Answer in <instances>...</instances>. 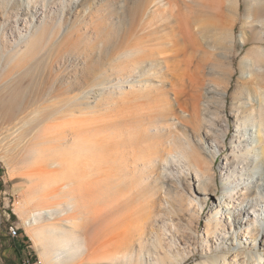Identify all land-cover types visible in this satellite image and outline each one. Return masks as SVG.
Here are the masks:
<instances>
[{
    "label": "rangeland",
    "instance_id": "374dc122",
    "mask_svg": "<svg viewBox=\"0 0 264 264\" xmlns=\"http://www.w3.org/2000/svg\"><path fill=\"white\" fill-rule=\"evenodd\" d=\"M17 1L11 0L7 6L0 0V52L3 63L0 71L1 264H20L18 245L23 237L28 238L29 245L22 250L26 251L33 264H39V261L43 264L40 252L27 234L28 227L23 223L27 215L19 209L15 210L16 203L20 202L28 207L29 215L33 208L25 204L26 190L41 185L46 187L39 194L32 192V195L39 198L36 204L40 209H54L45 222L56 224L58 237L71 221L77 241L80 237L78 227L83 228L92 241L96 231L105 250L112 252L115 245L119 249L121 244H132L135 249L133 255H141V262L149 263L151 254L148 255L146 251L138 253L139 247L149 241L148 237H155L156 234L161 240V251L184 253L189 256L188 264L204 261L220 251H225L228 257L232 255L231 244L238 245L229 238L246 235L244 227L239 231V226L234 223L232 228L236 227V230L227 233L226 229L220 228L209 235L205 226L208 212L219 204L223 190L232 193L234 200L246 196L241 208L243 212L248 210L250 216L243 222L250 223L249 219L254 221L253 209L262 207L259 216L261 222H253L252 225L260 230L257 242H264V236H261L264 234V151L255 131L261 128L260 100L264 107V13L260 18H255L253 14V8L264 6V0H237L239 12L235 17L226 9L229 2L220 0L224 11L220 16V36L227 26L233 28L234 53L230 55L232 69L228 76L230 87L224 113L230 125L227 127L225 121L222 126L218 124L220 119L224 120L223 113L219 119L208 114V120L216 121L212 129L217 133L218 141H221L216 144V149L205 151L207 155L220 151L215 163L210 166V174L216 183L215 187L207 185L206 195L196 194V200L209 198L210 203L214 204L206 201V205L196 213L191 225L196 233L185 230L179 232V236L174 230H157L164 222L160 211L170 204L174 213L172 218L178 228L191 221L188 215L177 211L182 208L183 199L195 197L189 189V186L192 191L193 186L194 189L197 187L193 170L186 167L182 172L180 167L183 164H177L168 156L167 145H159V151L155 147L148 149L137 140L145 137L148 116L158 108L156 100L160 90L168 92L172 105L176 107L169 82L177 83V73L188 66L177 62L184 59L183 55L170 50L164 60L172 70L166 71L164 61H158L160 65L155 67V82L148 77L149 74L141 77L123 66L121 63L127 61V54L121 51H127L133 45L134 50L140 45L155 51L156 44H169L170 48L178 44L181 48L191 42L197 44L198 40V44H203L201 48L209 52L211 44H214L211 38L213 27L205 22L210 19L215 24L216 13L206 6L195 8L189 15L181 0H170L171 3L178 1L182 7L179 19L185 20L186 17L192 35L190 42L188 35L180 29L179 20L161 21L160 24L150 21L148 25L136 24L131 28L132 20L136 19L126 12L131 13L133 0H107L112 13L109 20L103 19L102 7L106 4H101L103 0H89L85 6L84 0H61V3L60 0H29L28 4L24 0V11L11 10L10 7ZM246 6L250 9L247 10ZM229 14L233 16L232 19ZM147 16L148 10L143 21ZM110 22L116 25L111 26L114 30L123 28L129 33L120 38L107 37ZM202 34L206 40H203ZM247 38L255 41L247 42ZM243 39L246 44L240 45L239 50V41ZM220 44L224 43L220 41ZM166 47L169 48L168 45ZM252 50L255 55H262L260 61L263 66L255 67L254 74H250L247 68L244 71L242 67L245 57L254 58ZM188 52L185 59L192 61L190 67L203 65L205 72L211 71L209 60H199L200 57L204 60L205 54H193L191 49ZM96 72L99 76H95ZM253 75L259 82L245 84L243 79H251ZM210 79V76L205 77L203 92L213 88ZM246 86L257 89L258 96H253L255 108L241 114V110L236 111L238 105L247 99L245 94H241V89ZM222 88L218 91H222ZM247 109H252L250 103L242 111ZM110 115L114 118L117 115V126L109 125ZM134 117H138L139 127ZM246 118L249 119L244 124L243 119ZM170 123L175 122L171 119L166 130L173 131L174 125ZM106 124L107 130L103 127ZM16 126L14 135L6 137L4 129ZM104 130L109 136L107 148L101 143ZM204 130L200 131L201 142L195 135H190L202 149H205L207 142H211L209 134L205 138ZM20 135L26 138L20 139ZM147 138L152 143H158L152 137ZM30 147L38 152L41 147L46 148L45 159L32 161L27 154ZM167 156L169 160L164 162ZM231 180H236L237 192ZM239 189L242 192L238 193ZM251 189L253 193L249 195ZM65 191L69 194L65 195ZM44 195L47 201L43 199ZM69 209L72 210L69 212ZM10 225L20 228L15 239L8 235ZM130 234H142L141 243L135 238L129 240ZM171 234H174L172 238ZM216 239H220V242L216 243ZM242 242L244 248L240 251L250 247L255 252L252 241L242 239ZM208 245L213 249L207 251ZM149 249L153 250L151 245ZM103 258L97 260L86 253L85 262L73 264H108Z\"/></svg>",
    "mask_w": 264,
    "mask_h": 264
},
{
    "label": "bare ground",
    "instance_id": "6f19581e",
    "mask_svg": "<svg viewBox=\"0 0 264 264\" xmlns=\"http://www.w3.org/2000/svg\"><path fill=\"white\" fill-rule=\"evenodd\" d=\"M29 0H25V3H29ZM53 1V0H52ZM89 0H84L85 6L88 3ZM229 2V4L226 6L227 11L232 13L234 17L238 14L239 6L237 5V0H226ZM30 2H37V0H30ZM106 2V4L102 7L103 11V19L109 20L111 16L110 8L107 5V0H103L101 4ZM207 2V3H206ZM206 2L200 1V0H181V5L187 10L188 14L191 15L195 8H205L208 6L214 13L217 15V21H215V24H213L210 19H207L205 22L207 25H210L213 27L211 30L212 33V39L214 44H211L210 48L211 51H206V49H203V44H198L199 41L197 40V44H192L191 39L192 35L188 29V22L185 20H181V10L182 7L180 6V3L176 1L175 3H171L170 0H133V6H132V15H130V12L128 13L131 18H135L136 20H132L131 28L138 25H148V23L151 21L154 24H160L161 21L164 23L168 22L167 20L174 19L179 20L180 29L182 28L186 35H188V39L190 40L191 44H185L181 48H179L178 44L173 45L172 48H170L169 44H156L155 45V51L153 49H149L148 46H140L137 45V49H133L135 45H133L129 50L127 51H121L122 54H127L126 58L127 61L121 63L126 68H130V72L132 73H139L141 77L148 75V77H152L153 81L156 80V68L160 64L158 61H164L166 64L164 58L166 57L167 53L171 50L174 53H177L179 55H183V60H178L177 62L184 63L186 66H188L185 70L180 71L177 73L178 75V81L177 83H170L171 85V91L174 97V101L176 104V107L172 105L169 97L168 92H164L160 90L159 98H157L156 102L158 104V108L154 113H150L148 116V127L145 130L144 139L137 140L138 143H143L147 146L148 149L151 147H155L157 150H159V145H167L168 151L167 154L169 157H171L175 162L179 165L183 164V167H180V170L183 172V168L186 169H192L195 180H196V189L193 191L192 188L191 194L195 195L194 198L186 197L183 199V206L182 208L177 211L184 213V215H188L190 222H187L185 226L182 228H178L175 223L174 219L172 218L174 213L172 211V206L168 204L167 201H165L168 205L165 207V209L161 210L160 216L164 218V222L162 223V227L157 229L158 231L163 232H171L174 230L175 234L179 236V232L189 230V231H196L191 226L193 223V220L195 219L196 213L201 210L202 206L206 205V201L208 204H214V202L210 203V199H202L200 198L199 201L196 200V194L199 195H206L207 194V185L215 187V179L210 174V166L211 164L215 163V160L217 159L218 151L217 153H209V155L205 154L206 150H214L216 149V144H220L221 141H218L217 133H215L212 129L216 125L215 119L208 120V114L212 115L216 118H220L221 113L226 112V104L228 102V95H229V87L230 82L228 81V76H230L229 71L232 69V57L231 54L234 53V45L233 42V28L228 27L225 32H221L220 36V16H223L224 11L222 10V3H220V0H206ZM11 3V0H2L3 5L9 6ZM61 3V0H60ZM0 4V5H2ZM24 0H18L17 3H13V5L10 7L11 10H25L23 7ZM221 5V6H220ZM154 7V8H152ZM157 7V8H155ZM248 6H246V9L248 10ZM176 9V11H175ZM250 9V8H249ZM148 10V16L143 21V18L145 16V12ZM198 11V10H197ZM150 13V14H149ZM264 13V6L257 5L253 8V14L255 18H260ZM28 14V13H27ZM230 16V14L228 15ZM227 17V16H226ZM223 18V17H222ZM228 18V17H227ZM230 19L233 18V16L229 17ZM142 23H140V22ZM210 21V22H209ZM110 25V34L107 37H114V38H120L121 36H126L129 31H123V28H120L119 30H114L113 27L116 26L113 23H108ZM227 25V24H226ZM113 26V27H111ZM204 28V27H203ZM126 29V28H125ZM200 30L201 28L198 27ZM127 30V29H126ZM210 33V32H209ZM24 35L23 37H25ZM203 40H206V36L202 34L201 36ZM208 37V35H207ZM30 38V35L27 37L26 41ZM223 42L224 44H220ZM226 41H228L227 44ZM247 42L249 41H255V39H249L247 38ZM246 44L245 40L239 41V50L242 46ZM166 45L169 46V48L166 47ZM241 45V47H240ZM165 46V47H164ZM192 50V53H200L201 55L205 54V59L203 60L202 57L199 58L200 61L206 62L209 60L211 62V71L205 72L203 69V65L193 66L190 67V63L192 61L185 59L186 52L189 50ZM253 57L249 59V57H245L242 60V67L244 71L246 68L249 70L250 74L255 73V67L261 68L263 67L261 65V59L262 55L257 53V55L254 54ZM189 53V52H188ZM137 54H140V56H137ZM209 55V58H206V56ZM135 61L133 62V60ZM2 61H1V52H0V71H2ZM150 64V66L147 65ZM120 64V63H119ZM142 65H145L143 68ZM207 65V63H206ZM122 67V66H121ZM166 71L170 72L172 70L171 66L165 65ZM174 69V68H173ZM105 70V69H104ZM107 70V69H106ZM129 70V69H128ZM2 73H0L1 75ZM131 74V73H130ZM95 76H99V73L96 72ZM210 76V83L213 85V88H207V92H203L205 86V77ZM256 79V80H255ZM10 81V80H9ZM245 84L248 83H256L259 82L255 75L251 77V79H243ZM141 81H135V83H140ZM223 87V88H222ZM220 88H222V91H218ZM241 94L244 96V94L247 96V99L237 107V111L241 110V114L248 112L250 110H253L255 108L256 103H253V96H258L257 89L251 88L249 86L243 87L241 89ZM264 102V100H263ZM250 103V107L252 109H247L245 111H242L243 108L246 107V104ZM206 104V105H203ZM259 108H261L260 113V123L261 128L255 129L257 132V136L259 137V143L261 146L262 151H264V107L262 105V100L258 103ZM109 119V125H118V119H115L114 116L110 115ZM118 118V117H117ZM135 123L139 121L138 117L133 118ZM173 119L175 123H170L171 126L174 125V130H166V127L168 125V122ZM249 119V118H248ZM248 119H243L244 124L247 123ZM223 121L226 122V126L229 127V121L226 118V115L224 114V120L220 119L218 124L222 126ZM12 122L10 121L9 124ZM152 126V127H151ZM16 127H6L4 129L5 135L7 136H13L14 131L17 128ZM105 130H107L108 124L103 126ZM137 127H139V124L137 123ZM151 127V128H149ZM205 129V130H204ZM104 130V133L101 138V143H103V147H108V141L109 136L107 132ZM204 130L205 132V138L207 139V136L209 134V141L210 143H206L207 146L205 149H202L201 146H198L197 143H195L192 138H190V135H195L200 142L202 141V138L199 136L200 131ZM253 129H250L252 131ZM191 133V134H190ZM126 139H129L127 135H125ZM147 137H152L155 139L158 143H155L150 141ZM252 137V136H250ZM20 139H24L23 135H20ZM219 142V143H216ZM218 147V146H217ZM220 147H222L220 145ZM122 151V150H121ZM160 151V150H159ZM28 157L32 160H40L43 161L45 158V154H47V150L44 147L40 148V151H36L35 149H32L31 147L28 149ZM168 156L163 160L164 162H167ZM26 162V159H25ZM236 180H231L230 183L234 186L235 191L237 192L238 188L236 186ZM46 186H34L30 188L29 190H26L27 194V200H25V204L29 207H32L33 211L27 214V208L24 206V204H21L20 202L16 203L17 209H19L24 215H27L26 219L24 218V225L28 227L27 234L30 237V240L33 244V246L40 252L41 260L43 261V264H73L75 262H85V254L90 253L92 256H95L97 260H100L101 258H104L102 260L107 261L108 264H188L189 256L177 252L176 254H172L170 251H161L162 245L161 240L159 237H157V234L155 237L152 235L148 237L149 241L145 242L142 246L139 247L140 252L146 251L147 254H151V259L149 260V263L147 262H141L139 259L141 255H137V253H134V246L130 244V246H127L125 244H121V246L118 249V246L115 245V248H113L112 252H109L108 250H105V247L99 242L97 236L98 233L94 232V241H92V237H87V234L84 232L83 228L78 227L79 229V241H77V238L74 235V228L73 223L69 221V226L65 227L62 231V234L60 237L57 236V226L54 223L45 222L46 219H48L49 215L52 216L54 209L50 208L47 210H42L38 207V204H36L37 198H35L32 194L34 192H38L39 194ZM214 188H212V191ZM33 192V193H32ZM242 192L240 189L238 191ZM65 195L69 194V192L65 191ZM249 195L252 192V189L249 190ZM47 194V193H46ZM48 196V195H47ZM183 196V195H182ZM209 197V196H208ZM248 197V196H247ZM221 201L213 210H210L208 212V219L206 222V228H207V234L212 235L217 229H222L227 231L229 233L232 229L236 230V227L232 228L234 223H237L238 229L242 230V227H244V234L242 236H230L229 240L232 242H236V245L231 244V247H233L234 253L228 257L225 251H220L217 255L211 256L207 258L204 261L197 262L196 264H235L239 262V264H264V242L261 240H258V235L260 230L255 225H252L253 222H261L260 211L262 212V207L259 209L254 210V221L252 219L250 220V223L243 222V220L250 216L248 210H242V206L245 203L246 196L243 197H236L234 200L232 193L228 192V190L224 191L221 197ZM39 199V198H38ZM43 199L46 201L48 198L44 195ZM44 200V201H45ZM238 200V201H236ZM40 206V204H39ZM56 209V208H55ZM29 210V209H28ZM72 209H69V212ZM19 211V213H20ZM59 212V211H55ZM63 213V211L61 212ZM176 213V212H175ZM21 214V213H20ZM22 214V215H23ZM47 216H46V215ZM258 215V216H257ZM217 216V217H215ZM185 218V217H184ZM218 218V220H216ZM22 219V218H21ZM188 219V220H189ZM248 219V218H247ZM23 220V219H22ZM248 220V221H249ZM49 221V220H48ZM237 221V222H236ZM239 221V222H238ZM190 225V227H189ZM213 225V228H210V226ZM229 225V227H228ZM26 229V228H25ZM144 230V229H143ZM20 231V228L18 227V230H16V236H18V233ZM124 233V232H123ZM121 232V234H123ZM154 233L153 229H151V234ZM139 236V237H138ZM141 236L140 235H132L130 234L129 240L133 241L134 238L138 240L141 243ZM171 238L174 236V234L170 235ZM248 236V237H247ZM261 236H264L261 235ZM125 237V236H124ZM227 236L223 237L222 239L226 238ZM220 238V237H219ZM246 238V239H245ZM242 239L248 241H252L254 244L252 247L255 249V252H253L252 249L247 250H241ZM122 241V240H121ZM214 241V240H213ZM123 242V241H122ZM129 242V241H128ZM150 242V243H149ZM220 242V239H216L215 241ZM257 242V245H256ZM222 243V242H221ZM183 244H186L183 242ZM215 244V243H213ZM114 245V244H113ZM150 245L152 246L153 250H150ZM209 250H212L213 248L211 246H207ZM236 247V248H235ZM25 248V247H24ZM1 264V263H0ZM26 264H33L30 258H26ZM39 264H41V261H39Z\"/></svg>",
    "mask_w": 264,
    "mask_h": 264
},
{
    "label": "built area",
    "instance_id": "2783aa9c",
    "mask_svg": "<svg viewBox=\"0 0 264 264\" xmlns=\"http://www.w3.org/2000/svg\"><path fill=\"white\" fill-rule=\"evenodd\" d=\"M16 230H18V226H15V225H10L7 228L8 235L12 239L16 238ZM19 252H20V264H26V258H28L26 251H23L22 249H20Z\"/></svg>",
    "mask_w": 264,
    "mask_h": 264
},
{
    "label": "trees",
    "instance_id": "16d2710c",
    "mask_svg": "<svg viewBox=\"0 0 264 264\" xmlns=\"http://www.w3.org/2000/svg\"><path fill=\"white\" fill-rule=\"evenodd\" d=\"M10 217H13V216L10 215ZM28 245H29L28 238L27 237H23L22 238V242H20L19 245H18V250L23 249L25 246H28Z\"/></svg>",
    "mask_w": 264,
    "mask_h": 264
}]
</instances>
